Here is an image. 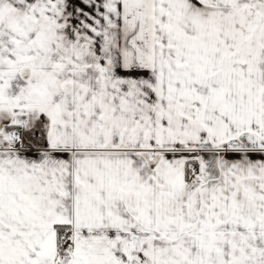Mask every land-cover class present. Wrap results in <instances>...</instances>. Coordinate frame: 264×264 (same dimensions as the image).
<instances>
[{
	"label": "snow or ice",
	"instance_id": "snow-or-ice-1",
	"mask_svg": "<svg viewBox=\"0 0 264 264\" xmlns=\"http://www.w3.org/2000/svg\"><path fill=\"white\" fill-rule=\"evenodd\" d=\"M0 264H264V0H0Z\"/></svg>",
	"mask_w": 264,
	"mask_h": 264
}]
</instances>
